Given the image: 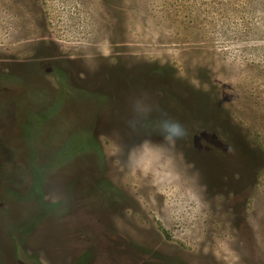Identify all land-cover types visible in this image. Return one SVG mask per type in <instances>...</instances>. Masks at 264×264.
I'll list each match as a JSON object with an SVG mask.
<instances>
[{
  "label": "rangeland",
  "instance_id": "1",
  "mask_svg": "<svg viewBox=\"0 0 264 264\" xmlns=\"http://www.w3.org/2000/svg\"><path fill=\"white\" fill-rule=\"evenodd\" d=\"M0 264H264V0H0Z\"/></svg>",
  "mask_w": 264,
  "mask_h": 264
},
{
  "label": "clouds",
  "instance_id": "2",
  "mask_svg": "<svg viewBox=\"0 0 264 264\" xmlns=\"http://www.w3.org/2000/svg\"><path fill=\"white\" fill-rule=\"evenodd\" d=\"M149 111H151L149 107L145 106L142 102H137L134 107L135 119L130 123H135L137 119L143 118ZM159 127L164 142L169 144H174L186 135L184 127L178 121L170 118L161 119Z\"/></svg>",
  "mask_w": 264,
  "mask_h": 264
}]
</instances>
